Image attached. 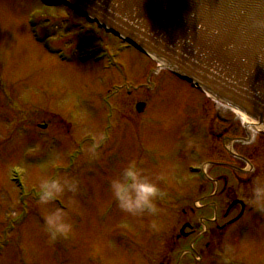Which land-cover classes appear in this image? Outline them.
I'll return each instance as SVG.
<instances>
[{
    "label": "rangeland",
    "instance_id": "1",
    "mask_svg": "<svg viewBox=\"0 0 264 264\" xmlns=\"http://www.w3.org/2000/svg\"><path fill=\"white\" fill-rule=\"evenodd\" d=\"M83 23L63 3L50 9L40 0H0V264H264V214L249 234L214 239L200 238L204 227L189 214L198 196L193 183L213 177L209 171L224 159L223 150L236 148L264 175V135L230 108L222 118L232 126H224L213 98L191 91L134 48L119 57L124 77L103 64L79 63L77 50L123 47L94 25L74 28ZM151 101L158 102L137 114L138 104ZM195 118L216 134L207 153L202 126L189 125ZM130 160L165 194L155 215L125 213L112 197L110 181L122 178ZM13 168L26 188L25 204L11 182ZM45 177L75 179L77 191L41 206ZM56 209L73 227L67 239L50 243L43 218ZM188 218H195L190 238L180 234Z\"/></svg>",
    "mask_w": 264,
    "mask_h": 264
},
{
    "label": "water",
    "instance_id": "2",
    "mask_svg": "<svg viewBox=\"0 0 264 264\" xmlns=\"http://www.w3.org/2000/svg\"><path fill=\"white\" fill-rule=\"evenodd\" d=\"M59 1L196 83L264 134V0Z\"/></svg>",
    "mask_w": 264,
    "mask_h": 264
},
{
    "label": "flooded vegetation",
    "instance_id": "3",
    "mask_svg": "<svg viewBox=\"0 0 264 264\" xmlns=\"http://www.w3.org/2000/svg\"><path fill=\"white\" fill-rule=\"evenodd\" d=\"M117 61L119 62V64L123 65L122 63H120L119 58L117 59ZM123 66L125 67V65ZM126 70L127 69L125 67V72ZM156 88H154L153 86L154 91H156ZM157 102L158 101H151L146 104L143 103L144 107L141 110H139L138 105L142 104L140 103L135 107V111H138L139 115L145 114L147 113L148 109H152V105L155 106ZM193 103L196 104L197 102L193 101ZM220 108L222 107L220 106ZM217 109H216V113L220 116V118H222L224 112L218 113ZM224 110L228 111V116L230 117L231 110L228 108ZM198 114L199 112L197 110V116ZM229 117L222 118L223 122L225 123L228 122L229 120V122L226 123L224 126L231 125L230 124L231 119ZM189 121H190L189 123L190 126L196 125L198 126V128L202 126L199 121L197 122V118H195L194 120L189 119ZM202 131H203L202 134L203 138H201L203 140L202 151H206L207 153L209 143L212 144L211 147H214V144L212 142L214 141L216 134L210 133L209 127L207 128V126L204 125L202 126ZM228 134H231V132H228ZM212 136H213V140H211ZM222 137H223L222 135L218 136L219 139H221ZM248 138L250 139V137ZM227 141L229 146H231L234 142V140L230 137H227L225 143H227ZM242 141L243 140H238L236 142L239 144H248L249 142V140L247 141L244 140L243 142ZM225 143L224 145L222 144V148L224 147L227 148L226 146L228 145H226ZM225 151H226L225 155L223 154L224 159L220 158L221 163H217L215 167H213L209 171V173L213 174V177L209 178L207 176L204 184H199V183L197 184V182L193 183V187H194V190L192 191L193 195L195 194V196L196 195L198 196L194 197L196 198L195 199L196 207L189 209V214L191 215V217H196V216L199 217L200 224L204 227L203 233L199 236L202 239L203 238L214 239V237L216 236L217 237L219 235L223 236L225 234L236 235V236H244L246 234H249L250 231L254 230L256 223L261 221L260 216L264 214L257 212L247 203L246 200L247 189L251 184L252 179L256 175H263V172L256 170L252 165H250L248 163L250 162L248 157L240 155L236 148H235V152L234 149L231 151L223 150L221 154ZM201 153L203 154V152ZM201 194H205V195H201ZM181 212L183 215L188 214L187 210H182ZM194 219L195 218H188L187 221L189 223L187 222L184 224V225H191V228L189 229L190 230L189 238L195 233V230L192 229L193 228L192 222L194 221ZM220 221H223V223L220 224ZM255 232H257V230H255ZM208 248L209 245L207 244L206 249ZM197 264H199V262Z\"/></svg>",
    "mask_w": 264,
    "mask_h": 264
},
{
    "label": "clouds",
    "instance_id": "4",
    "mask_svg": "<svg viewBox=\"0 0 264 264\" xmlns=\"http://www.w3.org/2000/svg\"><path fill=\"white\" fill-rule=\"evenodd\" d=\"M94 153L95 146L90 149ZM110 191L119 209L133 216L155 215L158 212L156 200L165 195L136 160H130L123 170L122 178L110 181ZM78 181L67 177H45L39 181L37 203L46 206L61 198L65 192H76ZM247 203L257 212L264 213V175H256L247 189ZM44 230L49 242L59 238L67 239L72 232V224L62 210L50 211L44 216ZM153 229L155 223L150 224Z\"/></svg>",
    "mask_w": 264,
    "mask_h": 264
},
{
    "label": "bare ground",
    "instance_id": "5",
    "mask_svg": "<svg viewBox=\"0 0 264 264\" xmlns=\"http://www.w3.org/2000/svg\"><path fill=\"white\" fill-rule=\"evenodd\" d=\"M17 31H18V30H17ZM18 32H19V31H18ZM20 34H22V31H20ZM217 108H218V107H217ZM222 110H223V109L219 107V108L217 109V112H218V113H221ZM226 113H227V112L224 111V113H223L222 116L225 117ZM237 114H238L239 117H240L239 120L244 121V123L247 124V125H251L253 129L257 130V129H260V128H261V127H259V126H257V125H254V124L251 123L250 121H248L246 118H244V117H243L242 115H240L238 112H237ZM228 122H229V120H228ZM231 122H232V121H231Z\"/></svg>",
    "mask_w": 264,
    "mask_h": 264
}]
</instances>
